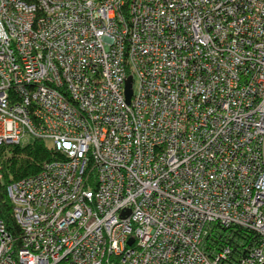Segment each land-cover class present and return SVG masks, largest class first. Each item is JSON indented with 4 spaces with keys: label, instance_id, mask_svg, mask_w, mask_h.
Here are the masks:
<instances>
[{
    "label": "built area",
    "instance_id": "built-area-1",
    "mask_svg": "<svg viewBox=\"0 0 264 264\" xmlns=\"http://www.w3.org/2000/svg\"><path fill=\"white\" fill-rule=\"evenodd\" d=\"M25 137L59 154L7 186L0 264H264V0H0V148Z\"/></svg>",
    "mask_w": 264,
    "mask_h": 264
},
{
    "label": "trees",
    "instance_id": "trees-1",
    "mask_svg": "<svg viewBox=\"0 0 264 264\" xmlns=\"http://www.w3.org/2000/svg\"><path fill=\"white\" fill-rule=\"evenodd\" d=\"M58 151L51 143L40 137H32L25 142L2 145L0 148V219L7 230L18 234L19 227L12 215L7 186L14 180L36 173L44 161L54 159ZM257 240V234L237 225L224 226L217 223L210 225L204 236L206 249H217L225 244L231 252L243 253L246 246Z\"/></svg>",
    "mask_w": 264,
    "mask_h": 264
},
{
    "label": "water",
    "instance_id": "water-1",
    "mask_svg": "<svg viewBox=\"0 0 264 264\" xmlns=\"http://www.w3.org/2000/svg\"><path fill=\"white\" fill-rule=\"evenodd\" d=\"M130 95H131L130 78L128 77L125 85V96L127 101L129 100Z\"/></svg>",
    "mask_w": 264,
    "mask_h": 264
},
{
    "label": "rangeland",
    "instance_id": "rangeland-1",
    "mask_svg": "<svg viewBox=\"0 0 264 264\" xmlns=\"http://www.w3.org/2000/svg\"><path fill=\"white\" fill-rule=\"evenodd\" d=\"M28 140H30V138L28 139L27 137H25V138H23L21 141H22V142H25V141H28Z\"/></svg>",
    "mask_w": 264,
    "mask_h": 264
}]
</instances>
